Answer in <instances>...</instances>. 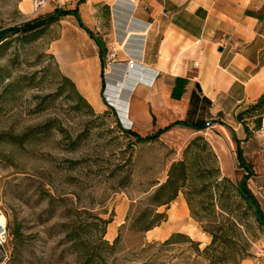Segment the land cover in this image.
I'll use <instances>...</instances> for the list:
<instances>
[{"label": "rangeland", "instance_id": "obj_1", "mask_svg": "<svg viewBox=\"0 0 264 264\" xmlns=\"http://www.w3.org/2000/svg\"><path fill=\"white\" fill-rule=\"evenodd\" d=\"M44 1L34 13L35 0H0V32L56 8L74 9L79 0ZM81 18L106 47L103 112L79 103L62 82L66 76L54 53L81 42L73 17L48 26L33 41L5 36L0 42V213L8 235L7 244L0 247V264H212L194 245L200 244L201 253L210 243L201 228L209 221L245 241L248 255L236 263L220 259L214 264H264V229L250 211L238 198L229 203L231 213L217 206V193L229 186L223 179L235 186L247 175L237 162L228 132L231 122L223 115L209 116L202 106L187 116L189 123L203 119L202 131L173 127L150 142H137L121 132L120 127L142 138L156 135L180 120L178 111L158 116L153 125H130L121 111L127 109L130 81L131 90L145 84L142 80L135 85L142 70L143 42L132 48L137 64L127 70L125 50L114 43L109 8L94 7ZM113 53L111 64L108 57ZM111 66L126 69L127 77L110 80L106 72ZM3 135H24V140L12 146ZM180 161L204 181L197 186L199 193L189 198L199 215L211 217L197 222L179 193L155 210L162 215L158 226L149 232L135 230L133 219L150 209L149 198L166 181L171 165ZM251 168L254 175L246 184L252 189L257 183L264 192V163ZM256 199L264 211V193ZM71 232L77 235L75 242L67 238ZM177 233L187 238L164 244Z\"/></svg>", "mask_w": 264, "mask_h": 264}, {"label": "crops", "instance_id": "obj_2", "mask_svg": "<svg viewBox=\"0 0 264 264\" xmlns=\"http://www.w3.org/2000/svg\"><path fill=\"white\" fill-rule=\"evenodd\" d=\"M98 6L110 10L114 43L125 50L123 61L143 42L135 85L145 84L132 91L130 81L127 109L121 111L130 125H153L158 116L175 111L180 120L170 124L189 123L190 111L205 106L209 116L223 115L231 122L229 135L239 141L247 163H264V120L248 138L236 121L264 96V0H84L77 7L81 21L82 13ZM74 19L81 42L54 55L79 94L103 112L99 49ZM252 184L255 195L264 193Z\"/></svg>", "mask_w": 264, "mask_h": 264}, {"label": "trees", "instance_id": "obj_3", "mask_svg": "<svg viewBox=\"0 0 264 264\" xmlns=\"http://www.w3.org/2000/svg\"><path fill=\"white\" fill-rule=\"evenodd\" d=\"M84 0H79L76 3L74 9H61L56 8L50 14L44 16H39L33 20L27 21L18 26L10 27L2 32H0V42H2L6 37L11 36L16 37L21 41H33L37 38L39 33L47 28L48 26L58 22L63 17L73 16L76 18L79 27L84 30L89 37L96 43L99 49V58L101 62L102 70L104 69V57L106 55V47L101 38L95 36L89 29H87L79 16L78 5L82 4ZM108 8V7H106ZM62 82L68 85L71 92L76 96L79 103L84 104L91 110L88 102L79 94L76 90L74 83L67 77H62ZM264 120V96H262L255 104L250 105L246 110L236 116V121L243 127V130L248 137H250L253 132L258 131L261 128V122ZM173 127H181L191 129L193 131H202L206 125L203 122L198 123H187V122H175L160 129L156 135H151L146 138H142L135 134L134 132L127 131L120 127L121 132L133 136L137 142H150L156 140L159 134L169 131ZM5 136V135H3ZM5 140L12 146L21 145L24 140V135L10 136L6 135ZM232 141L236 145V158L239 166L247 174L243 177L235 186L229 183L227 179H223L225 183H228V189L221 194L217 193L216 201L219 210L223 213H231L229 210V203L231 199H239L241 203L244 204L246 209L250 211L254 217L256 223L261 229H264V211L259 207L256 195L251 191V189L246 184L245 180L252 177L253 171L251 164L245 161L243 157L242 150L239 147V141H237L232 133ZM205 184L201 177H195L192 173V167L187 165L185 161H180L171 165L166 181L160 185L153 195L149 198L150 209H145L135 216L132 221V227L139 232H149L161 223L162 215L155 213V210L159 207L166 206L172 203L178 196L179 193H183L186 198V202L189 211L193 218L200 224L203 223L205 218H210L211 215L201 216L199 212L195 210L193 202L189 198V194L199 193L196 192L197 186ZM218 184H216L217 186ZM190 186L191 192H185V189ZM205 186V185H204ZM205 188V187H203ZM203 192V190H202ZM210 200H212V195ZM151 218V219H149ZM100 222L104 223V221ZM208 226L201 225L203 233L210 236V243L204 248L200 253L198 250L199 243H194L196 246V251L199 254L205 255L212 264L216 263L220 259H228L232 263H236L237 260L245 259L247 255L246 243L245 241L239 239L237 235L229 232L221 224L216 225L214 222L209 221ZM109 223V222H108ZM235 223V222H234ZM234 223H230L234 225ZM76 233H67V238L71 242H75ZM187 238L182 234H173L164 244H170L173 239H185ZM119 237L115 239V244L118 242Z\"/></svg>", "mask_w": 264, "mask_h": 264}, {"label": "built area", "instance_id": "obj_4", "mask_svg": "<svg viewBox=\"0 0 264 264\" xmlns=\"http://www.w3.org/2000/svg\"><path fill=\"white\" fill-rule=\"evenodd\" d=\"M45 4L44 0H35L32 6V12L36 13L38 10ZM109 60H111V64L114 63V54L109 55ZM137 64V60L135 59L134 55H131L129 59L126 61V66L128 65L131 68H133ZM261 189V188H260ZM8 241V235L6 233L5 226L0 228V247H3L7 244Z\"/></svg>", "mask_w": 264, "mask_h": 264}, {"label": "bare ground", "instance_id": "obj_5", "mask_svg": "<svg viewBox=\"0 0 264 264\" xmlns=\"http://www.w3.org/2000/svg\"><path fill=\"white\" fill-rule=\"evenodd\" d=\"M135 57V59L137 60V56H134ZM126 68H127V70H131V69H133V68H131L130 69V67L127 65L126 66ZM126 69H123V68H121V67H110V69L106 72V74L108 75V77H109V79L111 80V79H113V77H120V75L122 76V77H124V78H126L127 76H126ZM126 76V77H125ZM112 84V83H111ZM122 88H120L119 89V91H120V93L122 92ZM125 90V89H124ZM120 95V94H119ZM113 96V97H112ZM111 97L113 98V99H115V101H118L119 100V98H114V93H112L111 94ZM119 97V96H118ZM115 105H116V103H115ZM5 223H6V220H5V217L0 213V228H2V227H4L5 226Z\"/></svg>", "mask_w": 264, "mask_h": 264}, {"label": "water", "instance_id": "obj_6", "mask_svg": "<svg viewBox=\"0 0 264 264\" xmlns=\"http://www.w3.org/2000/svg\"><path fill=\"white\" fill-rule=\"evenodd\" d=\"M195 88L198 92H201L200 88H199V85L198 84H195Z\"/></svg>", "mask_w": 264, "mask_h": 264}]
</instances>
